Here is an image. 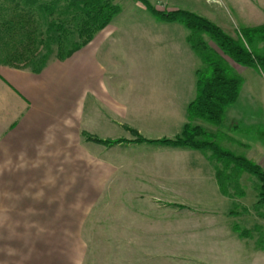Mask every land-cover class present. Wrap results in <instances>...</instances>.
<instances>
[{"label": "crops", "instance_id": "1", "mask_svg": "<svg viewBox=\"0 0 264 264\" xmlns=\"http://www.w3.org/2000/svg\"><path fill=\"white\" fill-rule=\"evenodd\" d=\"M212 2L239 6L241 0ZM176 9L182 10H171ZM123 14L120 9L89 44L63 61H49L38 75L0 66V264H83V233L99 206L107 212L121 207L123 232H141L145 202L216 216L214 203L227 199L219 192L209 152L130 143L136 136L131 131L147 140L181 132L186 107L196 96V71L186 36L167 49L169 66L148 65L147 56L159 54L162 44H150L139 31L128 33L118 20L137 19ZM128 43L139 54V64L130 69L118 63ZM245 86L243 78L237 102L225 113L233 125ZM83 132L129 143L104 146L83 140ZM115 152L138 155L115 161ZM247 159L260 165L254 155ZM218 223L209 225L218 228ZM133 226L137 229L126 228ZM219 236L210 245L250 248Z\"/></svg>", "mask_w": 264, "mask_h": 264}, {"label": "rangeland", "instance_id": "2", "mask_svg": "<svg viewBox=\"0 0 264 264\" xmlns=\"http://www.w3.org/2000/svg\"><path fill=\"white\" fill-rule=\"evenodd\" d=\"M246 1L254 2L257 8L250 7ZM148 2L154 8L163 11L177 7L194 11L192 13L213 22L232 38H236L237 31L241 27L264 25V0H241L237 3L239 6L230 3L222 7L212 5L214 2L212 0H148ZM115 4L124 13L123 17L137 19L118 20L121 26L128 28L126 30L128 33L137 34L139 31L151 39L150 44L158 42L162 44L160 55L156 53L147 56L148 65L169 66V61L166 59L171 54L167 49H170L173 42H177L175 40L180 42L181 38L187 36L188 32L185 28L178 24L151 26L153 24L151 20L154 18L144 7L132 0H115ZM133 27L135 29H132ZM155 38L160 40H153ZM130 42L133 46L137 45L136 40ZM128 45L125 57L119 55L118 63L121 67L130 69L139 64V54L137 55V52L133 51L135 49L130 48L129 43ZM192 65L195 71L203 67L195 54ZM250 70L236 68V73L245 79L246 86L236 107L234 125L229 123L232 115L228 114L219 128L205 122L201 123V126L206 131L215 133L213 141L219 147L246 158L248 155H254L264 171V77L253 76ZM84 134L91 136L83 132V140H86ZM166 137L170 138V136ZM235 138L239 142L237 140L235 142ZM136 155L138 154L124 155L115 152L113 159L115 161L136 159ZM257 186L256 178L243 173L240 187L244 196L239 198L230 190L232 199L227 198L224 204L214 203L216 216H213V212L204 209L194 211L180 205L172 207L165 202H158L154 206L151 202H145L143 210L145 216L139 219L143 222V226L140 227L141 232H123L125 227H123L120 202H115L120 208H114L113 212H107L104 207L99 206L93 211L87 223V231L83 233L86 257L83 264H137V262L138 264H264V207L258 211L253 209L257 202ZM200 203L210 204V202ZM241 208H245L247 213H241ZM230 211L236 214L229 216ZM223 212L224 214L221 215ZM111 214L113 215L110 216ZM136 219L137 217L133 219L135 224ZM215 219L219 222V227L211 228L209 223ZM233 224L248 230L251 237L240 239L231 229ZM126 228L137 229L134 226ZM215 229H217L216 233ZM219 235H226L228 240L242 241L243 248L246 247V242L250 248L242 249L236 245L232 248H215L210 243ZM257 242L262 243L263 249L257 247ZM237 253H240L239 260L234 259ZM256 258L258 261L255 260Z\"/></svg>", "mask_w": 264, "mask_h": 264}, {"label": "trees", "instance_id": "3", "mask_svg": "<svg viewBox=\"0 0 264 264\" xmlns=\"http://www.w3.org/2000/svg\"><path fill=\"white\" fill-rule=\"evenodd\" d=\"M132 1L144 7L157 22L183 26L188 32L186 43L203 67L195 72L196 96L186 107L187 123L181 132L171 139L147 140L131 131L136 136L130 143L209 152L221 195L232 199L231 190L242 198L240 178L246 173L258 181L253 209L263 208L262 168L219 147L213 141L215 133L206 131L201 123L221 127L227 109L237 102L243 78L235 67L253 69L264 77V25L241 27L236 38H232L195 13L163 11L148 0ZM119 11L115 0H0V66L30 70L38 75L49 61H63L89 44ZM85 139L110 147L127 142L102 141L88 135ZM241 213L247 210L241 208ZM235 214L230 211L228 215ZM232 231L240 239L251 237L248 230L236 224L232 225ZM257 247L263 249L262 243L257 242Z\"/></svg>", "mask_w": 264, "mask_h": 264}]
</instances>
